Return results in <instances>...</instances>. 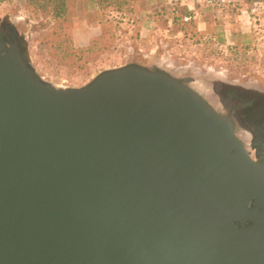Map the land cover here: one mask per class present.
<instances>
[{
	"label": "water",
	"instance_id": "obj_1",
	"mask_svg": "<svg viewBox=\"0 0 264 264\" xmlns=\"http://www.w3.org/2000/svg\"><path fill=\"white\" fill-rule=\"evenodd\" d=\"M0 264H264V141L165 70L57 87L3 24Z\"/></svg>",
	"mask_w": 264,
	"mask_h": 264
},
{
	"label": "rangeland",
	"instance_id": "obj_2",
	"mask_svg": "<svg viewBox=\"0 0 264 264\" xmlns=\"http://www.w3.org/2000/svg\"><path fill=\"white\" fill-rule=\"evenodd\" d=\"M3 24L18 30L33 67L57 87L80 88L100 72L139 64L202 92L224 83L254 87L264 98L255 89L264 92V0L225 9L181 0H69L64 19L36 2L0 0Z\"/></svg>",
	"mask_w": 264,
	"mask_h": 264
},
{
	"label": "flooded vegetation",
	"instance_id": "obj_3",
	"mask_svg": "<svg viewBox=\"0 0 264 264\" xmlns=\"http://www.w3.org/2000/svg\"><path fill=\"white\" fill-rule=\"evenodd\" d=\"M5 34L8 35L9 32L5 31ZM190 83L194 84V82H190ZM216 86L217 87L215 88V84L212 85L210 84V87L209 86L207 88L205 87L203 92L200 90L199 91L201 95L205 97L213 105V107L217 109L219 113L226 116H231L235 120L237 124V128L239 127V131H240V124L237 116H239L240 113H249L251 111L252 112L255 111V114H253L252 117L248 118L249 119L248 126L251 127L252 130L253 129L254 130L250 131L249 129H247L251 132L252 134L251 138H253V141L252 142L246 141L245 143L251 154H256L257 146H259V142L264 141V125H263L264 115L261 116L258 113L261 110V107L259 109L258 105L264 103V99H261L263 98L261 97L262 95L260 93H257L256 90H251V89L249 90L253 91V94L251 92L249 93L246 92V88L249 86L233 85L232 87H229L224 83L223 84L218 83ZM255 89H257V91H260L262 94H264V92L260 88H255Z\"/></svg>",
	"mask_w": 264,
	"mask_h": 264
},
{
	"label": "built area",
	"instance_id": "obj_4",
	"mask_svg": "<svg viewBox=\"0 0 264 264\" xmlns=\"http://www.w3.org/2000/svg\"><path fill=\"white\" fill-rule=\"evenodd\" d=\"M187 7L206 9H225L236 6L239 0H181Z\"/></svg>",
	"mask_w": 264,
	"mask_h": 264
},
{
	"label": "bare ground",
	"instance_id": "obj_5",
	"mask_svg": "<svg viewBox=\"0 0 264 264\" xmlns=\"http://www.w3.org/2000/svg\"><path fill=\"white\" fill-rule=\"evenodd\" d=\"M249 88L250 87H247L246 88V92H251L252 94H253V91H250L249 90ZM251 88H253V87H251ZM250 88V89H251ZM261 97H263V96H261ZM260 99V98H259ZM261 99H264V98H261ZM259 102V101H258ZM262 104V105H261ZM260 105H258V108L260 109V107H261V110L258 112L259 113V115H261V116H263L264 115V103H261ZM253 114H255V111H251V112H249V113H240L239 114V116H237L238 117V121H239V124H240V131H239V135L240 136H242L243 138H244V141L246 142V141H248V142H252L253 141V138H251V136H252V134H251V130H252V128L251 127H249L248 125H249V119L248 118H250V117H252L253 116ZM251 120V119H250ZM254 122V121H253ZM256 122V121H255ZM263 125H264V122H263ZM247 129H249V130H247ZM254 130V129H253ZM252 130V131H253Z\"/></svg>",
	"mask_w": 264,
	"mask_h": 264
},
{
	"label": "trees",
	"instance_id": "obj_6",
	"mask_svg": "<svg viewBox=\"0 0 264 264\" xmlns=\"http://www.w3.org/2000/svg\"><path fill=\"white\" fill-rule=\"evenodd\" d=\"M29 1L31 3L36 2L37 4L42 5L45 11L51 8V12H53L55 17L58 19H64L67 15V5L69 0H29Z\"/></svg>",
	"mask_w": 264,
	"mask_h": 264
}]
</instances>
